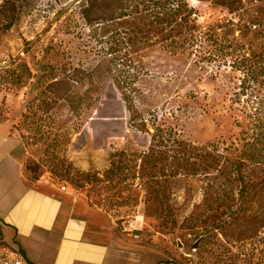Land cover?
<instances>
[{"label":"rangeland","instance_id":"1","mask_svg":"<svg viewBox=\"0 0 264 264\" xmlns=\"http://www.w3.org/2000/svg\"><path fill=\"white\" fill-rule=\"evenodd\" d=\"M86 4L0 0V119L13 120L27 178L144 264H264V193L251 203L239 191L264 185V155L240 159L252 136L264 146V0L232 12L185 0L209 29L174 49L136 13L108 19L93 6L86 19ZM227 38L236 60L216 55ZM50 76L68 96L45 110Z\"/></svg>","mask_w":264,"mask_h":264},{"label":"crops","instance_id":"2","mask_svg":"<svg viewBox=\"0 0 264 264\" xmlns=\"http://www.w3.org/2000/svg\"><path fill=\"white\" fill-rule=\"evenodd\" d=\"M0 230L35 264H144L142 253L120 251L118 240L91 237L84 218L69 215L59 197L27 178L11 118L0 119Z\"/></svg>","mask_w":264,"mask_h":264},{"label":"trees","instance_id":"3","mask_svg":"<svg viewBox=\"0 0 264 264\" xmlns=\"http://www.w3.org/2000/svg\"><path fill=\"white\" fill-rule=\"evenodd\" d=\"M103 2L100 3L96 0H87V4L83 6L82 13L86 19H89V12L88 10L95 6L100 9V11H103V14H105L106 18L112 19L116 17H122V16H130L132 18L144 19L147 22L157 25L162 31H166L167 35L163 38L164 41H166L165 46L169 47L170 49L174 48H181L185 46L186 44H193L196 42L197 39L201 38L204 35L208 33V29L204 30L202 34H200L201 30H197V24H195L194 21L190 18L191 11L187 8L186 4H184L185 0H102ZM214 2L226 6V8L232 12L235 9L234 1L235 0H213ZM139 4H141V8H139ZM9 25V24H8ZM7 25V26H8ZM133 28H130L129 31H132ZM199 31V32H198ZM207 37V36H206ZM222 38V37H221ZM130 37L126 38V43H129ZM222 41V40H221ZM131 42V41H130ZM238 48V44L227 38L224 40V42H220L219 49L216 52L217 56H224V55H236V57L239 53V51H236ZM244 59L243 54H241V58ZM234 62V60H233ZM250 65V63H249ZM234 66V65H232ZM247 69L246 71H248ZM10 72H14L13 69H9ZM253 71V70H252ZM251 71V72H252ZM30 74V70L28 71ZM16 80L15 81H21V77L17 74H14ZM6 79V77H3L0 75V82L1 79ZM11 78V76L9 77ZM61 82L57 76H50L45 81L44 86V97L43 100H46V104H48L45 107V110L51 109L54 107V105L58 102L60 99L67 98V88H60L59 86ZM58 86V88H56ZM54 88V89H53ZM25 115V114H24ZM264 126V124H263ZM250 147H247L240 155V159L242 160H249L251 163H260L262 160V157L264 155L262 149L263 144H261V139L259 137H256V135L252 136L250 140H247ZM241 161V160H239ZM253 187H256V184L252 185ZM257 190H254L253 192H250L244 188V186L239 189L241 191L242 196L241 197H247L246 201L254 203L259 201V198H255L254 195L264 193V185L257 186ZM246 202L243 200L240 203V208L245 210L247 207L244 205ZM250 204V203H249ZM233 219L244 220L249 219L250 215L246 214L245 212H242L239 215H235L234 217H231ZM261 226H264V223H260ZM249 236L248 234V228H243L240 232H238L237 237L239 238H245ZM20 252L23 254L24 258L26 259L28 264H35L34 262L30 261L25 257V254L22 250ZM174 262L175 264H180L172 260H160V262Z\"/></svg>","mask_w":264,"mask_h":264},{"label":"built area","instance_id":"4","mask_svg":"<svg viewBox=\"0 0 264 264\" xmlns=\"http://www.w3.org/2000/svg\"><path fill=\"white\" fill-rule=\"evenodd\" d=\"M58 189L65 190V184H59ZM0 264H28L20 250L0 238Z\"/></svg>","mask_w":264,"mask_h":264},{"label":"water","instance_id":"5","mask_svg":"<svg viewBox=\"0 0 264 264\" xmlns=\"http://www.w3.org/2000/svg\"><path fill=\"white\" fill-rule=\"evenodd\" d=\"M194 246H196V244H194Z\"/></svg>","mask_w":264,"mask_h":264}]
</instances>
